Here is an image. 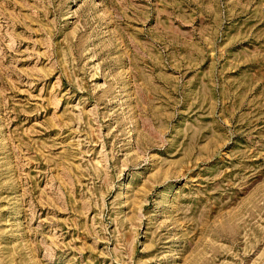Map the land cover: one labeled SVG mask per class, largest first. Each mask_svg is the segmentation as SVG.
<instances>
[{
    "label": "rangeland",
    "instance_id": "obj_1",
    "mask_svg": "<svg viewBox=\"0 0 264 264\" xmlns=\"http://www.w3.org/2000/svg\"><path fill=\"white\" fill-rule=\"evenodd\" d=\"M0 264H264V0H0Z\"/></svg>",
    "mask_w": 264,
    "mask_h": 264
}]
</instances>
